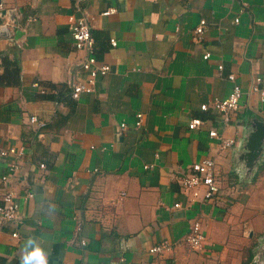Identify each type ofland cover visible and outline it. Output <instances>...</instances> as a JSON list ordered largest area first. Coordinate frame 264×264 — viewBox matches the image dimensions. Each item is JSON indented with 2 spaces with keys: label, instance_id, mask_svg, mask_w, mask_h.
Returning <instances> with one entry per match:
<instances>
[{
  "label": "crops",
  "instance_id": "1",
  "mask_svg": "<svg viewBox=\"0 0 264 264\" xmlns=\"http://www.w3.org/2000/svg\"><path fill=\"white\" fill-rule=\"evenodd\" d=\"M7 9L16 17L12 40L0 38V153L24 154L8 185L19 222L0 231V264H20L29 236L49 264H255L264 151L248 173L238 146L244 123L264 122V101L248 94L254 78L264 80V0H2L0 24ZM70 16L87 18L97 63L109 67L96 91L76 100L69 83L85 79L87 52L74 48ZM229 75L243 97L225 125L200 106L230 94ZM192 120L201 125L190 130ZM210 131L235 145L219 152ZM205 158L217 165L221 195L188 204L180 181ZM14 160L0 154V204ZM195 221L201 252L185 244ZM162 241L173 250L150 254Z\"/></svg>",
  "mask_w": 264,
  "mask_h": 264
},
{
  "label": "built area",
  "instance_id": "2",
  "mask_svg": "<svg viewBox=\"0 0 264 264\" xmlns=\"http://www.w3.org/2000/svg\"><path fill=\"white\" fill-rule=\"evenodd\" d=\"M2 8V0L0 3V10ZM114 12L113 9H108L103 13V16L110 15ZM16 17V9H7L3 16L4 21L0 24V38H6L12 40L13 33L10 32L9 26L14 24V19ZM235 23L238 20L234 21ZM206 23L202 19L200 20L198 26L194 29V38L198 41L200 36L203 35L205 31ZM69 33L74 42V48L76 51L85 50L87 55L80 62L81 72L84 73L85 79L83 81H77L76 83H69L72 89L71 97L73 99H78L83 94H90L96 91V82L98 78L105 76L109 72L108 65H99L97 59L93 54L94 41L91 36L90 25L87 18L74 16L69 17ZM209 54L205 53L203 55V60L209 58ZM219 70L222 69L221 66L218 67ZM228 80L232 83V89L230 94L222 100L213 99L208 105L203 104L200 106L202 111L208 110L209 107L219 114L220 121L223 124H229L232 119V115L240 108V101L243 97V93L239 86L235 83L234 75H229ZM248 94H257L261 101H264V80L261 77H256L252 80L250 87L248 89ZM31 124L37 127H43V123L39 122L35 117L29 119ZM141 116L137 115L136 127L141 125ZM201 125L198 120H192L189 123L188 128L190 130L196 129ZM210 138L217 139L219 141L218 149L219 152H225L231 149L235 145L233 139H225L218 136L215 131H210L208 133ZM23 149H19L16 152L14 149H10L7 152L15 156V160L9 163L7 166V172L1 178L4 186L6 187L3 191L0 204V231L7 224H17L19 222L18 212L19 203L18 197L13 192L12 189L8 187L11 182V177H15L19 172L18 160L23 157ZM6 151L1 152V156L7 154ZM44 168L43 165H40ZM148 167H145L147 169ZM223 179L217 169V165L213 159L205 158L200 162L191 164L186 175L181 179L180 186L182 191L187 195L188 204H206L212 203L219 198L222 192ZM32 198L31 194H27L25 199ZM179 204H175L174 208H179ZM200 221H195L192 224L190 232L185 238L186 246L194 251L201 252L203 250V245L205 243V236L202 233ZM13 239L17 238V234L13 233L11 235ZM174 248V245L167 241H162L149 249V253L157 256L170 253Z\"/></svg>",
  "mask_w": 264,
  "mask_h": 264
},
{
  "label": "water",
  "instance_id": "3",
  "mask_svg": "<svg viewBox=\"0 0 264 264\" xmlns=\"http://www.w3.org/2000/svg\"><path fill=\"white\" fill-rule=\"evenodd\" d=\"M242 127L244 134L241 146H238L239 161L244 164L248 173H252L264 151V122L254 118L244 123ZM235 172L238 179H244V175L239 174L237 170ZM254 261L255 264H264V237L260 239L255 249Z\"/></svg>",
  "mask_w": 264,
  "mask_h": 264
},
{
  "label": "clouds",
  "instance_id": "4",
  "mask_svg": "<svg viewBox=\"0 0 264 264\" xmlns=\"http://www.w3.org/2000/svg\"><path fill=\"white\" fill-rule=\"evenodd\" d=\"M21 251L20 264H49V253L37 237L29 236Z\"/></svg>",
  "mask_w": 264,
  "mask_h": 264
}]
</instances>
